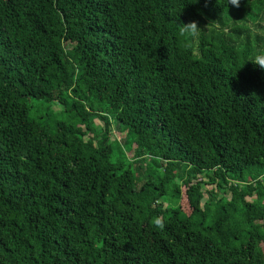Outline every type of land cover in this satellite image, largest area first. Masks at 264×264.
<instances>
[{"label": "trees", "instance_id": "16d2710c", "mask_svg": "<svg viewBox=\"0 0 264 264\" xmlns=\"http://www.w3.org/2000/svg\"><path fill=\"white\" fill-rule=\"evenodd\" d=\"M223 5L0 0V264H264V0Z\"/></svg>", "mask_w": 264, "mask_h": 264}, {"label": "clouds", "instance_id": "9594fccd", "mask_svg": "<svg viewBox=\"0 0 264 264\" xmlns=\"http://www.w3.org/2000/svg\"><path fill=\"white\" fill-rule=\"evenodd\" d=\"M248 2V0H247ZM241 0H224V5L221 6L227 8H240ZM177 35L180 38H190L191 40H197L204 32L199 26L198 22L193 20L188 23L176 22ZM246 62H250L254 67H258L261 71H264V48L258 49L250 59H246ZM154 224L158 228H163L164 224L157 218Z\"/></svg>", "mask_w": 264, "mask_h": 264}, {"label": "rangeland", "instance_id": "374dc122", "mask_svg": "<svg viewBox=\"0 0 264 264\" xmlns=\"http://www.w3.org/2000/svg\"><path fill=\"white\" fill-rule=\"evenodd\" d=\"M35 103V102H34ZM95 123L96 124H98V125H100V123L98 122V121H95ZM116 138V137H115ZM122 138H123V136H122ZM118 140H120V139H118ZM203 178V177H202ZM184 189V188H183ZM205 190H210L211 188H204ZM215 194V193H214ZM224 196L227 198V199H229L230 198V193H228L227 191L225 192V194H224ZM183 204V207H185L186 208V206H184V203H182ZM260 246H261V249H262V251H263V253H264V244H260Z\"/></svg>", "mask_w": 264, "mask_h": 264}]
</instances>
